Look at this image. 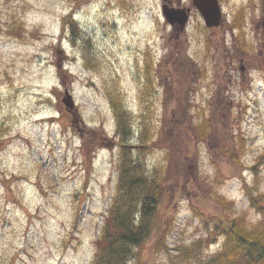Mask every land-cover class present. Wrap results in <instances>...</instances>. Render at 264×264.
Here are the masks:
<instances>
[{
    "label": "rangeland",
    "instance_id": "obj_1",
    "mask_svg": "<svg viewBox=\"0 0 264 264\" xmlns=\"http://www.w3.org/2000/svg\"><path fill=\"white\" fill-rule=\"evenodd\" d=\"M161 6L0 0V264H92L121 143L146 173L162 174L167 193L156 218L164 242L153 230L127 264H210L225 241L209 233L222 214L248 230L264 222L243 188L254 200L264 194V0H222L223 24L211 31L194 11L174 32ZM238 12L243 30L231 32ZM182 77L192 117L204 109L212 118L218 92L224 109L198 146L188 129L200 115L173 124ZM176 134L187 143L170 164L161 140ZM228 144L240 165L219 154Z\"/></svg>",
    "mask_w": 264,
    "mask_h": 264
},
{
    "label": "trees",
    "instance_id": "obj_2",
    "mask_svg": "<svg viewBox=\"0 0 264 264\" xmlns=\"http://www.w3.org/2000/svg\"><path fill=\"white\" fill-rule=\"evenodd\" d=\"M75 1L80 5L88 0ZM238 13L239 15L233 17L229 28L242 32L245 19L242 13ZM71 16L68 14L63 19L66 18V23L72 30L75 25ZM242 36H244L243 33ZM241 37L239 36L238 39H241ZM208 40L207 38V48L210 46V41ZM244 45L245 43L243 42L240 48L236 46V50H244ZM181 60L183 64L188 63L192 65V62L185 55L182 56ZM188 71L189 69L184 74ZM183 79L182 88H180L182 98L174 99L175 120L173 122H176L173 124L178 126V124H183L187 118H194L200 115V123H194L192 127L190 124L188 129L189 135H191L190 139H192L194 145L198 146L207 141V136L213 128L211 120L213 119L215 121L216 117L223 113L224 109L220 106L218 92L216 93V98L213 99L214 108L211 112L212 118L205 115L204 109L197 111V113H194V117H192L189 114L190 107L188 104L190 89L188 88L187 80L185 78ZM171 95L172 93L169 96L167 95L168 100H172ZM210 101L208 100L207 102L210 103ZM113 107L115 108V105ZM119 110L121 109L118 107L115 108L116 118L118 121H122L123 113L119 114ZM121 130L123 134L126 132L125 128H121ZM213 132H215L214 129ZM161 141L168 149L165 157L170 164L173 158L178 159L182 145H186L187 143L186 137L181 142L177 134L173 138L166 135L165 139ZM129 147L127 144L121 143L118 179H116V196H114L112 206L103 221L104 225L100 237L94 242L95 252H93L92 264H127L129 259L137 252L136 250L146 245L153 230L159 232L157 240L160 242H164L166 236L162 234V222L159 217L158 221L156 219L157 208L162 204L163 197L167 196L164 181L161 178L162 174L146 173L141 163L132 159ZM136 147L146 148L145 144H138ZM220 147V155L229 156L232 163L234 161L236 163L238 162L237 151L239 148L236 145L228 144V146L221 145ZM237 164L240 165L239 162ZM243 188L256 208L264 214V194L260 195L263 197L261 200H259L260 196L257 200H254L251 189L247 184H243ZM223 201L221 199L220 203L224 206ZM212 227L214 228L209 232L210 235L213 232L215 233L216 230H219L224 235L225 241L222 246L223 249L211 257L210 264H264V222L261 225H256L254 229L248 230L245 228L244 222L238 219H229L228 215L224 216L222 214L219 222Z\"/></svg>",
    "mask_w": 264,
    "mask_h": 264
},
{
    "label": "water",
    "instance_id": "obj_3",
    "mask_svg": "<svg viewBox=\"0 0 264 264\" xmlns=\"http://www.w3.org/2000/svg\"><path fill=\"white\" fill-rule=\"evenodd\" d=\"M193 3L196 9L200 12L203 21L208 28H216L220 25L222 15L220 5L217 0H194ZM162 13L165 20L171 26L178 25L180 30L184 28L188 20V16L183 9H174L163 6ZM61 100L68 110L74 107L72 96L69 94L67 89H65L64 97Z\"/></svg>",
    "mask_w": 264,
    "mask_h": 264
},
{
    "label": "flooded vegetation",
    "instance_id": "obj_4",
    "mask_svg": "<svg viewBox=\"0 0 264 264\" xmlns=\"http://www.w3.org/2000/svg\"><path fill=\"white\" fill-rule=\"evenodd\" d=\"M161 4L162 5H167L168 7H179V8H182L183 11H187L189 16H192L194 11L196 10L193 7V0H161ZM195 12H197V11H195ZM175 30L180 31L177 26L174 28V31ZM234 39L235 38H233L232 40H234ZM240 61H241V59H240Z\"/></svg>",
    "mask_w": 264,
    "mask_h": 264
}]
</instances>
